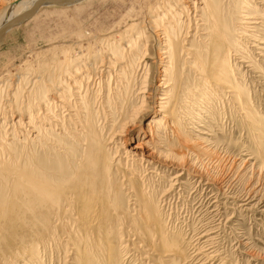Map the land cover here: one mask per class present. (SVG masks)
<instances>
[{
	"label": "rangeland",
	"instance_id": "rangeland-1",
	"mask_svg": "<svg viewBox=\"0 0 264 264\" xmlns=\"http://www.w3.org/2000/svg\"><path fill=\"white\" fill-rule=\"evenodd\" d=\"M20 1L0 0V24L4 15ZM174 1L177 0H79L73 4L57 3L39 8L28 18L26 16L34 10L23 6L14 14L17 20L14 27L0 40V81H4L0 83V101H4L7 93L16 97L13 88L18 77L22 78L25 94L31 90L33 77L47 76L57 82V78L72 67L91 65L109 56L121 57L123 46L119 42H125L118 39L124 32L144 24L157 32L156 23L162 25L169 15L156 23L154 17L172 6ZM220 1L224 16L231 22L233 44L230 54L237 87L245 95L243 103L237 104L236 96L227 94L228 89L221 84L213 85L212 79H203L192 60L183 53V79L178 84L180 96L175 119L183 127L185 137L158 132L163 140L155 145L175 160L160 164L157 170H152L153 166L152 169L146 166L138 169L140 173L138 175L137 170L136 179L139 177L138 187L140 185L146 193L145 199L149 196L146 200L159 204L163 223L170 229L172 240L179 239L180 252L184 251L185 257L179 264H264V138L259 127V123L264 126V0ZM237 13H250L257 26L253 25L249 33L238 30ZM189 42L185 48L198 45L193 38H189ZM170 70L167 75L173 80L174 72ZM137 82L142 83L141 80ZM155 84H159L158 80ZM107 85L108 81L103 92L107 97L103 105L106 113L116 121L130 119L129 125L142 122L134 128L135 138L124 143L123 149L133 152L140 142L151 148L145 127L152 117L153 107L139 100L128 105L125 87L120 89L113 83L112 88L107 89ZM98 91L92 90V102L98 97ZM136 95L137 91L134 98L139 99ZM20 97L15 99L17 113L11 121L1 120L0 123V200L11 199L14 181L29 173L33 175V171L43 174L38 180L41 182L75 174L86 149L83 146L86 138L75 130L74 125V129L62 133L47 130L50 134L44 137L45 144L33 141L31 147L26 148L27 139L18 137V131L24 128L15 125L16 118L26 116ZM40 100H44V94L34 99V105L38 106L36 103ZM86 103V108L92 107L88 101ZM127 106L129 110L124 112ZM154 110L156 115L162 114L157 106ZM1 112L9 114L2 104ZM94 112L97 141L105 140L107 135L119 129L117 125L112 129L114 122L110 117L107 123L104 122L102 116L106 114H100L96 106ZM245 116L252 118L251 122ZM13 131L16 135L11 136ZM109 137L111 142L105 145V150L109 149L107 161L111 166L122 170L125 163L139 159L137 155L133 159L124 150L119 151L113 143L117 138ZM178 167L186 170L175 180V174L180 172ZM120 190L122 205L130 211L133 201L124 187ZM15 214L0 210V264H77L70 236L63 241V234L68 230L74 233V230L60 229L68 226L67 220H61L57 226L53 224L52 230L44 233L23 223L11 228L8 219ZM29 233L35 242L25 241ZM132 234L136 232L123 235L119 231L121 247L117 244L110 247L108 258H112L113 251L119 248L121 264H148L143 260L144 246L139 245ZM152 255L164 258L158 250ZM205 255L214 260H205ZM92 257L95 258L93 254Z\"/></svg>",
	"mask_w": 264,
	"mask_h": 264
},
{
	"label": "bare ground",
	"instance_id": "bare-ground-1",
	"mask_svg": "<svg viewBox=\"0 0 264 264\" xmlns=\"http://www.w3.org/2000/svg\"><path fill=\"white\" fill-rule=\"evenodd\" d=\"M77 1L79 0H21L19 5L17 3L4 15L0 24V34L3 35L1 39L14 27L17 22L14 14L23 6H30L33 11L43 2L73 4ZM171 5L159 16L154 17L153 22L156 23L166 14L169 15L162 25L156 23L157 32H153L152 28L149 29L147 24L135 26L124 32L123 37L118 39L125 42L124 44L119 42L123 46L121 57L109 56L91 65L72 67L73 69L66 70L62 76L58 77L57 82L47 76L40 79L33 77L29 86L31 90L26 91L25 94L23 92L26 89L22 88V78L18 77L14 91L12 90L16 97L22 96L20 98L23 100V112L26 116L23 118V115H20L16 118L15 125L24 128L18 131V137L24 136L27 139L26 148L29 149L33 141L45 144L43 139L49 131L62 133L74 129L72 126L74 125L75 130L85 136L83 146L86 149L77 172L67 178L57 177L49 182H41L38 180L43 177V174L33 171V175L29 173L23 179H16L13 183L11 199L0 200V210L16 212V217L14 215L8 219V225L11 228L19 227L23 223L33 230L37 229L44 233L52 230L53 224L56 223L55 226H57L61 220H67L68 226L60 229L74 230V233L69 230L65 232L63 241L70 236L77 264H121L122 257L120 251L117 252L119 248L113 251L112 258H108L111 256L110 250L108 251L110 247L115 244L121 247L119 231L123 232V235H129L131 231L136 232L131 236L140 243L139 245L144 246L143 260L148 264H167L168 262L179 264L184 261V251L180 252L179 239L172 240L173 235L169 233L170 229L163 223L159 204H154L153 200L151 202L146 200L149 196L145 199L146 193L140 185L138 187L139 177L136 179L138 169L146 166L157 170L160 164L175 160L171 154L160 151V147L155 145L161 143L160 139L163 140L160 134H157L158 132L165 131L166 136L171 132V135L185 137L183 127H180L175 119L177 101L180 96L178 84L182 78L181 71L183 73V53L186 54L185 57L192 60L195 70L203 79L204 77L212 79L213 85L221 84L223 88L228 89L227 94L236 96L237 104L243 103L242 97L245 95L240 93L237 87L230 54L233 44L231 22L224 16L221 1L177 0ZM237 14L238 30L249 33L253 25L257 26L254 18L250 17V13ZM190 33L193 35L191 36ZM189 38L197 40L198 45L185 48L190 44ZM160 67L163 68L159 72ZM170 69L174 72L173 80H170L167 75ZM158 73L159 76H157ZM170 73L171 70L168 74ZM138 80L142 82L140 85ZM156 80L159 82L157 86ZM106 81H108L107 89L113 83L120 89L126 88L128 105L139 100L153 107L152 117L149 118L145 127L151 148H148L146 143L140 142L135 145L133 152L123 149L124 143L127 144L133 137L135 138L134 128L136 129L142 122L129 125L130 119L121 118L116 121L106 113V108L103 106L107 102V97L103 96ZM95 89L99 90L98 97L92 102V90ZM119 91L114 95L116 96ZM136 91V96H140L139 99L134 98ZM42 94H44V100L36 103L38 106L34 105V99H39ZM16 97L7 93L4 95V101H0L4 109H8L9 112L8 115L1 112L0 123L1 120L11 121L12 116L17 113L15 111L17 107L14 105ZM154 98L157 100L155 103ZM86 101L91 104L92 107L88 105L91 108L85 107ZM95 106L100 114H106L102 116L104 122L107 123L110 117L114 122L112 129L116 125L119 127L115 133H109L110 135L102 141H97L99 135L94 119ZM155 106L162 114L156 115ZM128 110L127 106L124 112ZM148 114L149 112L145 116ZM245 119L251 122L252 118L245 116ZM249 127L251 132L255 131L253 125ZM259 127L260 135L264 138L262 123H259ZM15 133L13 131L11 136ZM5 134L7 136V133ZM109 136L117 138V141L113 143L119 151L124 150L133 159L137 155L140 161L125 163L122 170L115 165L111 166L107 161L109 149L107 152L105 150V145L111 142ZM178 169L180 172L175 174V180L181 177V172L186 170L180 167ZM139 173L138 170V175ZM122 187L133 201V209L130 211L124 209L122 205L123 194L120 190ZM53 233H56V230H53ZM34 240L31 233L25 237L26 242ZM67 246L70 248L71 244ZM156 250L163 254V259L152 255V252ZM205 260L214 259L205 255Z\"/></svg>",
	"mask_w": 264,
	"mask_h": 264
},
{
	"label": "water",
	"instance_id": "water-1",
	"mask_svg": "<svg viewBox=\"0 0 264 264\" xmlns=\"http://www.w3.org/2000/svg\"><path fill=\"white\" fill-rule=\"evenodd\" d=\"M54 5H56V4H54ZM45 6H52V3H50V2H43L37 8H35L34 11L29 16H26V18L30 17L34 12L38 11L39 8H42V7H45ZM2 36L3 35L0 34V39H1Z\"/></svg>",
	"mask_w": 264,
	"mask_h": 264
}]
</instances>
